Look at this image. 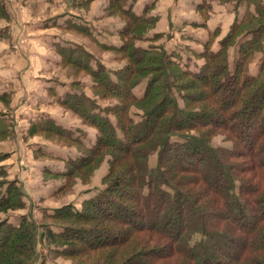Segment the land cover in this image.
Returning a JSON list of instances; mask_svg holds the SVG:
<instances>
[{
  "label": "trees",
  "instance_id": "obj_1",
  "mask_svg": "<svg viewBox=\"0 0 264 264\" xmlns=\"http://www.w3.org/2000/svg\"><path fill=\"white\" fill-rule=\"evenodd\" d=\"M116 1L133 21L153 24L154 17L147 15L150 8L138 14L133 10L136 0ZM257 13L254 18L259 21L253 28L239 29L250 20L244 15L218 46L212 49L209 42L204 43L199 54L207 57V68L193 69L189 55L172 58L167 49H161L155 56L154 62L160 61L161 67L163 63L165 67L172 64L179 74L192 77L194 89L207 88L197 101L201 105L199 110L187 109L174 101L167 67V78L158 91L153 88L159 75L146 76V87L140 97L132 89L146 77L135 76L140 69L133 64L126 67L124 82L120 83H117L120 79L111 78L110 70L103 65L89 69L95 74L101 72L102 82L128 98L143 100L157 93L163 96L153 109L144 113L138 126L132 123L123 127V134L96 105L80 103L77 93L59 96L60 104H69L101 134L94 146L87 145L86 154L67 155V168L56 172L57 175L87 174L99 161L95 157L103 147H112L120 153L110 151L115 158L109 161L111 182L83 199L82 210L67 205L45 213L46 218L82 224L56 225L57 231L50 224H41L46 241L77 242L97 253L96 262L84 264H125L126 260L135 258L142 264H264V51L258 73H247L248 58L256 49L264 50V21L260 20L264 9L260 7ZM234 42L239 43L243 54L230 62L226 50ZM104 46L132 49L125 53L132 60L136 55L144 57L156 51L155 48L138 50L129 42ZM80 52L77 46L68 49L69 62L90 66L86 59L85 64L80 62ZM186 97L193 101L196 96ZM187 120L189 123H184ZM49 129L79 142L77 136L62 126ZM218 129L226 131L227 138L235 136L241 146H214L211 138ZM156 152L158 159L152 166L149 156ZM121 154L138 162L127 170L117 171L115 161L122 158ZM245 157L250 160L240 161ZM122 161L117 164L121 166ZM2 176H6L4 171H0ZM4 185L0 180V211L7 208L6 202L13 196L15 202L20 197L15 185ZM91 222L96 223L91 225ZM35 228V222L24 216L17 225L9 220L0 224V264L36 263L39 256L34 244L37 242H33L31 250L27 244L30 237L31 241L37 239ZM145 234L153 236L151 247L146 244ZM135 242L140 243L142 250H131ZM123 247L129 250H118Z\"/></svg>",
  "mask_w": 264,
  "mask_h": 264
},
{
  "label": "rangeland",
  "instance_id": "obj_2",
  "mask_svg": "<svg viewBox=\"0 0 264 264\" xmlns=\"http://www.w3.org/2000/svg\"><path fill=\"white\" fill-rule=\"evenodd\" d=\"M15 7L16 12L13 13ZM260 7L264 9V0H136L133 7L136 13L143 14L144 8L145 10L150 8L147 15L154 17L153 24L148 22L140 24L121 11L116 0H0V122H2L0 171L6 174L0 177V180L8 187L15 185L17 187L15 189L20 194V197L17 196V202L14 200L15 196L6 202L7 208L0 211V224L9 220L17 225L23 216L35 222L37 239L31 241L30 237L27 243L31 250L33 242H37L34 248L38 251L39 259L35 264L96 262L97 253L83 244L62 241L50 244L46 241V236L42 237L45 229L41 224H50L56 231V225L80 226L81 223L73 220L46 218L45 213L67 205L82 210L83 199L95 195L96 191L111 182L108 175L109 161L114 157H111L110 151L115 149L103 147L102 152L95 157V160L99 159V161L91 166L87 174L79 173L69 177L57 175L56 172L65 171L67 168L66 156L76 157L86 154L87 145L94 146L98 142L100 131L93 123L84 120V117L69 104H60L57 84H55L56 90L47 91L55 101L51 99L52 103L43 105L47 97L39 95L42 90L31 91L29 87L25 88L31 83L30 76L34 70L66 81L69 89L66 93L75 92L79 96L80 103L91 102L96 105L117 124L118 130L123 134V127L132 123H137L138 126L144 113L153 109L163 96L160 97L157 93L156 96L143 100L128 98L122 95L121 91L116 92L102 82L104 76L101 72L95 74L89 69L103 65L105 69L110 70L111 78L120 79L117 80V83H120L124 82L126 67L133 64V67L140 69V73L135 74L138 78L146 77L148 74L159 75V80L153 88L158 91L167 78L165 73L167 66L165 67L163 63L161 67L160 61L154 62L155 56L161 49H167L172 58L176 59H182V55H189L193 69L207 68L205 65L207 57L199 54L205 47L204 43L209 42L212 49L218 46L233 24L239 22L244 15L250 20L241 24L239 29L253 28L259 21L255 20L254 15L258 14ZM171 16L174 17L172 20L175 22L170 20ZM184 19L187 21H183ZM51 20L54 22L65 20L66 28L55 24L49 26ZM260 20L264 21V17ZM215 30L218 32L214 33ZM53 37L54 42H62L58 39L60 38L76 45L81 49L80 62L85 64L86 59L91 67L88 64L84 67L69 62L66 54L56 50L57 47L62 49L65 45L59 43L52 45L50 40ZM124 42L131 43L132 47L138 50L155 48L156 51H150L149 56L136 55L132 60L131 57L125 56V53L128 54L132 49L126 47L125 50H120L104 46H121ZM63 51L66 52V48ZM226 51L230 62H233L238 54H243L237 42L229 44ZM263 51L256 49L248 58L247 73L252 75L258 73ZM14 58L24 59V64L22 62L18 70L9 65ZM167 68L174 101L187 109L199 110L201 105L197 101L204 92H207V88L194 89L192 77L179 74L180 71L172 64ZM147 78L132 89V92L139 97L146 87ZM188 94L196 96L193 101L186 97ZM26 107L32 108L26 110ZM60 122L69 126H64ZM55 126L70 130L81 142L79 139V142L72 141L49 129ZM187 132L194 133L190 130ZM226 135V131L218 129L212 138L210 137L212 144L227 147L241 146V142L236 141L235 136L227 138ZM115 152L120 153L116 150ZM121 156L122 158L119 157L115 161L117 171L127 170L134 166V162H138L128 158L127 155L121 154ZM121 159L123 161L120 166L117 162ZM157 159L158 152L151 154L150 164L155 165ZM246 159L250 160L245 157L240 161ZM119 174L122 177L125 175V173ZM95 223L91 222V225ZM112 229L116 230V228ZM10 237L13 238V234ZM145 237L147 246L151 247L153 236L145 234ZM12 238L10 240L13 241ZM139 244L135 242L131 250L138 249ZM123 248L125 249L118 250L121 252L129 250H126L127 247ZM60 250L64 251L59 252ZM111 250L113 254L116 248ZM117 259L122 260V257ZM139 260V258L128 259L125 264H142Z\"/></svg>",
  "mask_w": 264,
  "mask_h": 264
},
{
  "label": "crops",
  "instance_id": "obj_3",
  "mask_svg": "<svg viewBox=\"0 0 264 264\" xmlns=\"http://www.w3.org/2000/svg\"><path fill=\"white\" fill-rule=\"evenodd\" d=\"M16 12V7L14 8V11H13V13H15ZM73 12V11H72ZM70 17V16H69ZM172 17V18H171ZM170 17V20H172V19H174V17L173 16H171ZM64 18H65V16H64ZM65 20H63V21H59V20H57V21H53V20H51L50 21V23H49V26H51L52 24H55V25H57V26H60V27H62V28H66L64 25H67L65 22H64ZM172 21H174L175 22V20H172ZM183 21H187L186 19H184ZM212 26L210 25V28H211ZM37 37H40V36H38L37 35ZM59 40H61L62 42H54V40H55V38L53 37V39H51L50 40V42L52 43V45H53V43H59V45L60 44H62L63 46L65 45V47L64 48H60V49H57L56 48V50L58 51V50H60V52L61 53H64V54H66L67 53V51H68V49L67 48H70V47H72V48H75L76 47V45H73V44H71V42L70 41H67V40H62V39H60V38H58ZM198 39V38H197ZM200 41H202L201 39H200ZM66 48V52L65 51H63L64 49ZM184 54V53H183ZM47 61V60H46ZM22 62H23V64H24V59L23 58H14L13 59V62H11V64H9L10 66H12L15 70H18V68H20L21 66H22ZM30 78H31V83L28 85V86H25V88L26 87H29L30 88V90L31 91H35V90H37V91H41L40 93H39V95L40 94H42V95H45L46 97H47V101H46V103H44L43 105H46V104H48V103H52V102H50V100L51 99H53L54 100V98H51V97H53V96H51V95H49L48 93L49 92H47L48 91V89L49 90H56L57 88L55 87V84H57V86H58V89H57V93H59V96H61V97H63L64 95H65V93H66V91H68L69 89H68V86L66 85V84H68V83H65L66 81H63V80H59V79H57V78H54V77H52V76H46V75H44V73L42 74V73H39L38 71H36V70H34V73L30 76ZM43 80V81H42ZM56 80V81H55ZM47 82H49L48 84H45V83H47ZM43 83V84H42ZM61 84V85H60ZM42 85V86H41ZM29 95H30V93H29ZM55 101V100H54ZM31 104V103H30ZM29 105L27 104V107H28ZM31 106V105H30ZM38 106V105H37ZM26 107V108H27ZM32 107H29V108H27L26 110H29V109H31ZM59 122V121H58ZM61 124H63L62 122H60ZM64 126H69V125H65V124H63Z\"/></svg>",
  "mask_w": 264,
  "mask_h": 264
}]
</instances>
